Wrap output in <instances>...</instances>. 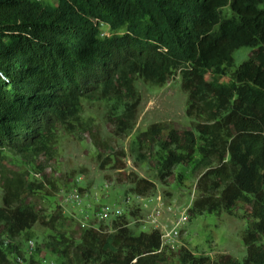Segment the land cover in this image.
Wrapping results in <instances>:
<instances>
[{"label": "trees", "instance_id": "1", "mask_svg": "<svg viewBox=\"0 0 264 264\" xmlns=\"http://www.w3.org/2000/svg\"><path fill=\"white\" fill-rule=\"evenodd\" d=\"M243 47L250 58L232 70ZM177 72L196 124L182 133L152 124L132 145L155 147L162 184L197 157L194 167L204 171L190 213L242 204L252 222L242 264H264V0H0V264L25 255L32 263L41 253L36 224L60 232L59 211L47 218L34 200L51 197L47 185L55 189L40 159L52 158L61 133L83 130V102L111 100L126 134L139 100L135 81L161 86ZM128 184L136 198L155 190L134 173ZM111 214L108 225L77 226L76 243L48 235L43 249L51 241L63 248L55 251L60 264H240L185 248L174 254L159 231L129 228L139 219L133 210Z\"/></svg>", "mask_w": 264, "mask_h": 264}, {"label": "rangeland", "instance_id": "2", "mask_svg": "<svg viewBox=\"0 0 264 264\" xmlns=\"http://www.w3.org/2000/svg\"><path fill=\"white\" fill-rule=\"evenodd\" d=\"M51 1L56 4V0ZM251 51L248 47L234 51L232 70L247 61ZM220 81L228 82V78H221ZM135 88L139 100L131 120L133 128L130 132L125 134L118 131L116 118L120 111L114 110L111 100L103 101L94 97L83 102L82 120L86 123L83 130L71 135L61 133L52 158L40 159L48 182L55 189H50L51 185H47L46 192L51 197L36 196L34 200L47 218L58 210L57 216L63 223L57 234L36 224L31 229V234L41 253L32 259V263L29 262V255H25L24 260L9 257L10 264H60L62 257L55 251L61 252L63 248L55 241H49V248L43 249V240L48 235H54L58 239L66 235V238H71L76 243L82 234L77 226L89 228L100 223L108 225L114 216L111 213L116 214L120 208L124 211L131 209L139 217L137 220H128L129 228L134 233L141 230L149 232L152 228L146 219L155 209L163 211L167 207L175 208L173 210L177 213L184 211L188 216L174 242V249L169 251L175 254L185 248L195 255L213 258L227 255L238 263H243V234L252 226L251 220L244 213L243 205L237 204L232 212H222L220 215H192L189 208L199 196L196 184L204 171L194 167L198 158L195 157L194 163L189 165L175 167L172 176L162 184L158 181L155 147L148 143L141 151L132 145L136 134L146 131L152 124L164 125L179 133L189 131L196 124L198 119L186 113L188 96L182 89L179 72L174 73L161 86L136 80ZM132 173L153 183L155 190L145 197H134L129 193L131 186L128 184V176ZM79 188L83 190V194L76 200L75 191ZM167 213V210L163 213L161 224H169L172 220ZM106 232L110 233L109 228ZM18 242L24 255L25 241L22 239ZM174 262L177 263L176 260Z\"/></svg>", "mask_w": 264, "mask_h": 264}, {"label": "built area", "instance_id": "3", "mask_svg": "<svg viewBox=\"0 0 264 264\" xmlns=\"http://www.w3.org/2000/svg\"><path fill=\"white\" fill-rule=\"evenodd\" d=\"M75 199L77 200L78 197L76 196ZM173 207H167L163 209H155L150 217L146 219V222L150 225L152 230H157L161 236V247L167 249H174V242L176 241L177 237L179 236V232L187 222L188 216L184 211L175 212ZM167 210V214L171 216V221L169 224H161V218L163 213Z\"/></svg>", "mask_w": 264, "mask_h": 264}]
</instances>
